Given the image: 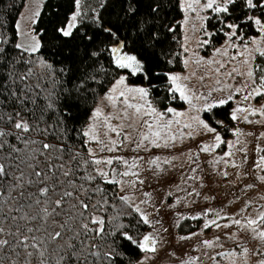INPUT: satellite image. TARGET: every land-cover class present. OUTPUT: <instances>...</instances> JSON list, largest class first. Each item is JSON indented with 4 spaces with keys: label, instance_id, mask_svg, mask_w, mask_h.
Listing matches in <instances>:
<instances>
[{
    "label": "snow or ice",
    "instance_id": "6c2138e0",
    "mask_svg": "<svg viewBox=\"0 0 264 264\" xmlns=\"http://www.w3.org/2000/svg\"><path fill=\"white\" fill-rule=\"evenodd\" d=\"M21 5L10 22L0 0V264H264V190L232 192L233 213L201 192L202 154L230 191L264 189V155L244 170L255 134L232 123L264 126V0ZM165 208L196 222L175 235L189 251Z\"/></svg>",
    "mask_w": 264,
    "mask_h": 264
},
{
    "label": "rangeland",
    "instance_id": "374dc122",
    "mask_svg": "<svg viewBox=\"0 0 264 264\" xmlns=\"http://www.w3.org/2000/svg\"><path fill=\"white\" fill-rule=\"evenodd\" d=\"M27 2V0H26ZM25 9L23 8L22 11H24ZM261 102L259 100V98L257 99V101H254V103H259ZM232 105V104H231ZM233 106V105H232ZM182 107H186V105H183ZM180 108V107H178ZM252 119H256V117H253ZM233 126H238L240 127L245 133L247 132H252L255 135L253 136H243L241 137L242 142L246 141V147L248 149V161L247 163L244 165V170H249L250 166L257 160V157L259 155H264V153H257L255 151V146L257 143H259L262 147H264V138H260L259 140H257L255 137L258 136L259 132L264 131V126L262 125H258V124H254V125H249L246 124L244 122H240L238 125L236 124V122H232ZM225 139H234V137L232 136L231 133H227L225 134ZM187 143V142H186ZM239 147V145L237 146ZM178 150H184L182 146L178 145ZM222 150H227L226 146H221V148L216 149L217 153H220L222 155ZM157 150H154V152ZM240 153L236 154V158L237 160H239L240 158ZM210 159V157H208L207 154H202L201 155V165L204 168L205 172L208 173V175L205 176V180H206V187L203 188L201 190L202 195L207 194V195H215L216 199L214 201H211V206L213 207H224L225 211L228 213H233L236 212L241 206H242V201L245 199V196H241L240 200H235L232 204H229L228 201L233 199V195L232 192H236V194H239V192L241 190L246 192V195L248 197H255L256 192L257 191H261L264 190L261 188L260 186V181L255 180L253 176L249 175L245 178H243V180L239 183V187L238 188H234L230 191L229 185L225 182L224 179L220 178L219 176H216L213 172H212V168L211 165H209L206 161ZM225 159H228L227 157H225ZM224 165L223 163H219L217 165V168H223ZM227 170L230 173V176L228 177V180H234L235 177L233 175H231L235 170L232 169L230 166L227 168ZM264 174V173H261ZM172 177L174 178V180H176L178 182V177H179V171H173L172 172ZM150 183L151 187L147 188V190L152 191L153 189H155L154 192V196H160L161 198H163V192L166 190L165 188H162L155 179H151L150 181H146V186L147 184ZM244 183H255L257 185L256 188L254 189H247L244 190L243 189V185ZM168 202H171V199L168 200ZM201 206H207L206 202L202 199V198H198L197 199V209L199 210V207ZM177 210H181L183 211V205H177ZM162 217H163V221H164V227L169 229V233L166 235V239H170L173 241V244L176 245V250L177 252H181V251H189L190 249V245L195 243V239L194 238L192 241H189L187 243L185 242H179L175 239V235L177 233L179 234H183V232L188 230V225H194L196 222L188 220V221H184L181 222V227L180 228H176L175 225V221L172 218L171 214L169 213L168 209L165 208L162 211ZM193 230H195L193 228ZM227 231V230H225ZM213 233H218V230L212 228L209 230H206V235L208 238H211V236L213 235ZM223 239V237H222ZM231 241L226 242L225 247H231ZM195 254V253H193ZM161 256H163V253H161ZM161 264H167L166 260H163L161 262ZM202 264H211V262L206 258V257H202ZM225 264H227V261H225Z\"/></svg>",
    "mask_w": 264,
    "mask_h": 264
},
{
    "label": "trees",
    "instance_id": "16d2710c",
    "mask_svg": "<svg viewBox=\"0 0 264 264\" xmlns=\"http://www.w3.org/2000/svg\"><path fill=\"white\" fill-rule=\"evenodd\" d=\"M26 2V0H25ZM2 3L3 4H11V5H14L11 9H6V13L8 15V19L9 21H13L15 18H18L19 17V12L17 11V8H19V11L22 12L23 10V7L21 5V0H2ZM177 70H180V69H177ZM174 106H177V107H182L183 104L182 102L180 101H176ZM232 105L230 104L229 106L227 107H231Z\"/></svg>",
    "mask_w": 264,
    "mask_h": 264
}]
</instances>
